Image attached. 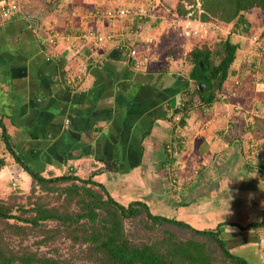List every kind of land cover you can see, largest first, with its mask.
I'll use <instances>...</instances> for the list:
<instances>
[{"label":"crops","instance_id":"0c3cea01","mask_svg":"<svg viewBox=\"0 0 264 264\" xmlns=\"http://www.w3.org/2000/svg\"><path fill=\"white\" fill-rule=\"evenodd\" d=\"M19 5L12 19H0V120L17 153L31 166H42L43 174L95 172L93 180L122 204L140 199L150 212L185 223L194 222L196 215L202 229L223 223L220 235L230 234V249L244 252L251 264H264L261 250H255L260 243L257 231L264 226L245 231L238 226L259 222L264 213V172L249 166L242 144L247 130L264 151V131L251 132L240 111L228 116L224 108H232L236 96L243 98L244 106L245 90L254 84L250 74L237 77L242 68L237 75L232 69L238 86L230 93L225 84L219 89L228 97L215 91L214 99L204 104L195 95L186 113L174 117L171 109L194 86L185 79L190 66L182 61L184 38L161 29L177 17L175 5L163 2L164 16L160 13L144 23L115 18L107 26L86 13L143 3L26 0ZM57 28L69 38L46 41ZM87 29L110 37L84 44L80 37ZM68 40L81 44L79 54L69 53ZM129 49L136 59L146 61L134 66ZM80 63L84 68L68 84V69L74 72ZM178 78L187 82L185 89ZM2 156L3 166H18L7 153ZM4 169L8 173L4 167L0 174Z\"/></svg>","mask_w":264,"mask_h":264},{"label":"trees","instance_id":"16d2710c","mask_svg":"<svg viewBox=\"0 0 264 264\" xmlns=\"http://www.w3.org/2000/svg\"><path fill=\"white\" fill-rule=\"evenodd\" d=\"M194 2L177 0L174 12L184 16L188 11L184 5ZM199 9L200 21L231 23V31L237 32L246 24L245 13L264 12V0H199ZM259 34L263 35V31ZM238 45L225 38L219 39L213 49L194 46L187 52L190 68L185 79H191L194 86L187 98L173 106L171 116H183L194 104L195 95L204 104L214 99L212 83L217 79L219 89L227 73L231 74L229 68ZM211 56L218 60L214 63ZM246 68L261 71L264 83L263 55ZM239 73L237 77L244 75V69ZM178 80L183 82L181 89H185L187 82ZM250 125L251 132L258 133L260 128L264 131V118L254 116ZM0 142L4 149L0 152V170L5 164L2 155L7 153L31 182L25 202L17 201L19 196L0 198V264H77L76 258L81 259L78 264H251L244 252L228 249L227 237L220 235L223 223L213 229H193L183 221L150 212L143 200L132 199L122 204L93 180L95 172L79 175L67 170L59 175L43 174L42 166H31L17 153L1 120ZM247 163L261 165L257 158ZM125 223L131 228L125 230ZM238 226L242 231L264 226V213L259 222ZM29 239L33 248L23 243ZM57 241L68 243L66 254L54 247ZM40 244H48L56 255L39 254Z\"/></svg>","mask_w":264,"mask_h":264},{"label":"rangeland","instance_id":"374dc122","mask_svg":"<svg viewBox=\"0 0 264 264\" xmlns=\"http://www.w3.org/2000/svg\"><path fill=\"white\" fill-rule=\"evenodd\" d=\"M23 1H26V0H22V2ZM140 1H141V3H143V6H141V7H143V10L147 11V13H150L151 17L153 18L160 13H161V15L164 16L165 12L163 11L164 10V8H163L164 6H162L163 2L169 1L170 4H172V6H174L175 2L177 0H140ZM184 6L186 9H188L186 14L184 16H181V18L176 17V18L168 20V24H170V26H168V28H166V29L162 27L161 28L162 31H163V29L166 30V32H164V33L167 34L168 36H170L173 34L171 30H174L175 33L179 35V37L184 38L183 39L184 44L183 43H181V44L185 45L187 50H186L185 54L183 55L182 61L184 60V62L188 65H189V63L186 60L187 59L186 55H187L188 50H190L194 46L200 47V46L205 45L209 49H213L216 42L219 39H225V38H229V40H231L233 42H238L239 45H238V48L236 51V58L233 62V65L229 68V70L231 71L232 69H235L236 70L235 73L237 75V71L240 68L244 69L246 74L247 73L250 74L251 81H253L254 84H253L252 88L249 87V90H245L246 96L243 95L244 96V106L241 105V103L243 102L242 101L243 98H241V96H236V98L234 99L235 100L234 105L232 107L233 109L229 106V104L227 106H225L224 108L225 109L227 108L225 113L228 114V116H229V114L237 116V115H239L238 111H240L241 116H243V118H245L246 121L251 122L253 116H255L256 113H259L260 108H258V107H260V104H262L261 101L264 102V85H263L264 83H263V81H261V79H262L261 78L262 77L261 71L250 70L249 68H246V67H247V65H249V63L251 61L258 60L259 55L264 56V51L263 52L261 51V46H262V48L264 46V36H263L264 35V12L259 11V10H255V11L245 13L246 24L244 25V27L240 28L239 31L233 32V31H231L232 30L231 29V23H225V24L223 23L222 24L220 22H202V21H200L198 19V15L201 13L200 11H198L199 0H195L194 4H185ZM111 8H112V6L105 7V9H111ZM113 9H115V7H113ZM188 12H190L189 17L191 19H194V21L192 22V24L183 25V20L187 17ZM165 16H167V15L165 14ZM122 18H130V16H124ZM147 18H149V17H147ZM9 19H12V17L7 18V20H9ZM113 20H115V19H113ZM135 20H137L138 24H140V23H144L147 19L146 18H141V19L135 18ZM195 21H196V23L198 22L196 24V27H195ZM103 22L105 23L106 26L109 23L105 19H103ZM195 28H196V31H194ZM134 31H136V30H134ZM186 31H188L187 34H186ZM260 31H263V35L259 34ZM62 32L63 31L58 30V28L56 30H52L50 32L49 36H47L46 41L48 40L51 43L53 40L55 41L59 38H60V40L69 38L68 36H66V35H69L68 33L63 34ZM164 33L162 35H165ZM106 36L110 37V35L109 34L107 35V33H106ZM182 38H178V39H180L179 41H181ZM158 40L159 39H157L156 41H158ZM68 41L69 42L67 44V46H68L67 49H69V51H70L69 53H73L74 51L77 50V54H79V48H80L81 44H74V42H72L70 40H68ZM81 42L85 44L86 42H89V41L88 40H85V41L82 40ZM166 43L165 44L168 45V42H166ZM173 43L177 46L176 41H174ZM166 45L162 44V47L165 46V48H166L167 47ZM74 55H76V54H74ZM211 59L214 63L218 60L217 58H212V56H211ZM76 64H78V63H76ZM84 66H83V64L80 63L79 65H77V67L75 69L76 71L71 72V73H69V71H70V68H69L64 80L69 78L70 81L68 84H71V79L77 78L78 76H76L77 75L76 73H80L82 71V68H84ZM252 67L255 68L254 65ZM240 76L245 77L243 74H241ZM235 79L238 80L237 77ZM235 79H234V75L227 73V76H226L225 80L220 84L219 89L222 86L225 87V85H226L227 89L225 91L228 92L230 89L235 90V87L238 86L236 84L237 81H235ZM222 84H225V85H222ZM212 89H213V92L217 91L216 94L222 95L224 98L228 97V93H226L223 88L221 90H219L217 88V79L214 81V83H212ZM229 93H230V91H229ZM249 102L251 104H249ZM263 107H264V105H263ZM263 107H261V109ZM230 109L232 110V112H230L231 111ZM241 109H242V111H241ZM245 125L243 127V130H245L244 129ZM243 132L247 133L246 139L247 138L249 139V140H246V139L242 140L243 141L242 142L243 151H244V153L247 154L246 155L247 158L249 157L251 160L252 159L256 160V157H257L256 153L263 152V150L261 151L259 149V148H261V146L258 149L256 147H255V149H253L251 147V144H255V143L258 146L259 143H258L257 137H251L252 136L251 133H250V135H248L247 130L243 131ZM238 135H240V132L238 133ZM249 150H250V152H249ZM4 167L7 169L8 173H4L5 172V169H4L2 174H0V198L6 200V199L13 197V196H19V198H17V201L25 202L26 201L25 197L29 193V188L31 186L30 177L29 176L26 177L25 175H23L24 172L19 168V166H3V168ZM15 168L17 169L16 172L14 171ZM14 173L18 174L17 177H15ZM61 173H62V171H60V172L56 171V175H59ZM9 174H11L12 176H10ZM81 175H83L82 172H81ZM9 178H10V180H9ZM194 191L198 192L197 189H194ZM35 192H37V191L35 190ZM209 210L211 211L212 208H209ZM223 215H225V213H223ZM196 218H197V216L194 215L193 216L194 222H192V220H190L186 223H188L189 226L192 227L193 229H202L204 225H200V224L203 223V221L202 222L198 221V220H196ZM198 218L200 220L204 219V217H202L199 214H198ZM246 222H247L246 220L239 221L240 224H244ZM209 226H210V228H209ZM129 228H131V225L129 223H125V230H127ZM205 228L206 229H213V226H211V224H210L208 226L206 225ZM248 230H251V229L248 228ZM257 232L259 235L260 243H259V246L257 247V249H255V250L256 251L258 250L260 252V250H261L260 246L264 242V227H260ZM229 237H230V234H228V236H227L226 243H227L228 249L232 250V249H230L229 244H228V238ZM246 238H250V235L248 237L246 236ZM31 241H32V239H29L28 242L23 241V243H29ZM29 245L31 248H33L31 243H29ZM53 245H54V247L59 248L61 250V252H63V254H66L65 253L66 252V245H68L67 242L63 243V242L57 241ZM80 246L84 247V244L80 243ZM37 252L39 254H43L44 256L56 255L55 253L50 251V247L48 244H45V245L40 244L37 248ZM260 254H262V253L260 252ZM74 261L78 264V263H80L81 259L79 260V258L78 259L76 258Z\"/></svg>","mask_w":264,"mask_h":264},{"label":"built area","instance_id":"2783aa9c","mask_svg":"<svg viewBox=\"0 0 264 264\" xmlns=\"http://www.w3.org/2000/svg\"><path fill=\"white\" fill-rule=\"evenodd\" d=\"M20 1H22V0H0V18L1 19H7L9 17H13L14 15H16L20 10L19 9ZM198 11H201V10L198 9ZM86 15H89L90 17H93L94 19H96L98 21L105 19L107 22H110V23H111V21H113V19L122 18L124 16H130V17H133L136 19L151 17L150 13H147V11L143 10V7H141V6H132V7H127V8L115 7V9L95 8L92 11L86 13ZM189 16H190V12L187 13V17L183 20V25L192 24L194 19H191ZM86 17H88V16H86ZM90 17H88V18H90ZM177 18H181V16H177ZM197 23L195 21V27H196ZM194 31H196V28L194 29ZM187 32L188 31H186V34H187ZM80 38L83 41L88 40L91 43L92 42L93 43H99V42H103L106 38H108V36H106L105 32L100 33V32L95 31L93 29H87L81 35ZM134 55H135V51L133 49H129L128 50V56L132 57L134 59V61L136 60L134 66H137L138 64H142L143 62L146 61L145 57H141V59L138 60V59H136V57ZM255 115L258 117L264 118V107L262 109H259V113H256ZM255 144H251V147L253 149H255V147L258 149L257 144L256 145ZM249 152H250V150H249ZM256 156H257L256 158L259 159V161L261 163V165L258 166V169L260 168V171L264 172V151L261 153H256ZM260 247H261V253L264 256V242H263V244H261Z\"/></svg>","mask_w":264,"mask_h":264},{"label":"water","instance_id":"95a60500","mask_svg":"<svg viewBox=\"0 0 264 264\" xmlns=\"http://www.w3.org/2000/svg\"><path fill=\"white\" fill-rule=\"evenodd\" d=\"M35 20H37V22H38V18H35Z\"/></svg>","mask_w":264,"mask_h":264}]
</instances>
